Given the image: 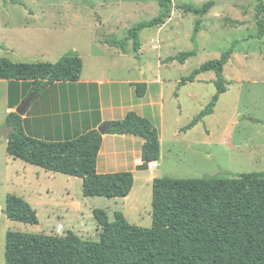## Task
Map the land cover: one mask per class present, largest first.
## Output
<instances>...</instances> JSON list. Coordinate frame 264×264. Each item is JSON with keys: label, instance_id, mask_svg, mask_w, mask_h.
<instances>
[{"label": "rangeland", "instance_id": "374dc122", "mask_svg": "<svg viewBox=\"0 0 264 264\" xmlns=\"http://www.w3.org/2000/svg\"><path fill=\"white\" fill-rule=\"evenodd\" d=\"M5 1L0 0V58L14 63L54 64L74 52V48L84 56L100 53L98 42L128 39L134 27L161 14L157 0H7L12 4L9 9ZM172 1L175 10L166 21L165 30L159 32L156 27L141 30L139 45L134 39L125 43L131 56L119 62L112 59L121 69L132 67L137 80L149 78L140 71L144 65H151L157 75L159 58L164 62L170 56L195 50L193 37L198 21L201 22L197 56L184 66L167 64L162 71L167 79L163 88L165 101H182L183 113L178 104L168 111L163 131V160L155 176L177 180L232 179L264 173V38H258V22L264 21V14L258 15L259 0H217L203 18L189 7L201 9L210 0ZM154 42L161 47L154 48ZM235 43L237 46L233 48ZM231 49L234 55L224 71L227 93L221 96L215 114L191 131L183 132L216 95V75L205 73L195 83L181 88L180 82ZM79 89L63 88L65 92ZM23 91L27 88L0 81V127L5 126L2 122L10 101H15ZM6 140L0 139V264H5L9 231L58 236L73 232L84 240L100 242L99 227L91 211L94 208L106 211L110 222L115 221L114 212L119 211L123 215L126 212V219L132 225L152 227L153 185L145 180L152 177L149 173L137 174L140 205L136 211H128L123 201L86 200L80 179L70 180L68 176L13 159L8 155ZM10 194L31 197L41 226L7 218L3 210ZM79 203L81 214L76 207Z\"/></svg>", "mask_w": 264, "mask_h": 264}, {"label": "trees", "instance_id": "16d2710c", "mask_svg": "<svg viewBox=\"0 0 264 264\" xmlns=\"http://www.w3.org/2000/svg\"><path fill=\"white\" fill-rule=\"evenodd\" d=\"M157 1L161 8L158 18L134 27L128 39L108 44L125 50L128 40L134 39L139 45L141 30L164 26L172 17L175 6L172 0ZM216 1L210 0L201 9L189 8L203 18L216 6ZM262 14L264 1L259 0L258 15ZM258 24V38L262 39L264 21ZM200 27L198 21L193 37L195 50L172 56L166 64L185 65L197 56ZM236 46L237 43L233 48ZM233 55L234 49H231L220 59L203 64L180 83L182 86L193 83L208 72L216 75V95L184 132L214 114L221 96L227 93L224 71ZM82 72L83 60L77 52L67 54L56 64L14 63L0 58V81L27 88L21 97L18 95L20 98L10 101L11 109H18L36 91L34 102L56 83L78 82ZM146 90L145 84L137 85L139 97H143ZM112 125L117 128L108 133L133 135L145 140V162L160 161V134L149 120L131 113L125 120ZM5 126L15 129L7 138L10 157L47 172L82 180L85 198L125 199L132 193L133 173H98V157L103 144V135L99 131L67 141L39 140L25 132L24 118L16 112L8 116ZM152 210L151 228L132 225L120 212L115 213V221L110 222L106 211L95 210L93 215L99 227L100 242L84 240L73 232L58 236L9 231L5 264H264V173L243 174L232 179L156 178ZM3 212L10 221L40 225L37 211L19 196L8 195Z\"/></svg>", "mask_w": 264, "mask_h": 264}, {"label": "crops", "instance_id": "0c3cea01", "mask_svg": "<svg viewBox=\"0 0 264 264\" xmlns=\"http://www.w3.org/2000/svg\"><path fill=\"white\" fill-rule=\"evenodd\" d=\"M5 6L9 9L12 7V4H8L6 0ZM30 14L34 16L32 12ZM165 27L166 24L160 27L159 32L165 30ZM98 43V48L99 50L101 49L100 53L90 52L86 56L80 54L78 48H74L73 51L77 52L83 60V72L80 80L78 82L56 83L44 90L39 98L32 103L28 112L23 117L25 132L30 137L39 140L50 142L67 141L91 131H99L105 124L112 125L113 123L123 121L129 114L135 113L149 120L159 131L162 153L160 161L157 162L158 169L163 160V131L165 130L168 111L174 107V104H178L181 115L183 113V108L180 104L182 101H165L163 91L167 79L162 71L167 67L165 61L172 56L168 57L164 62H161V58H159L160 66L157 70V75H154L152 72L151 68L153 67L151 65H148V67L145 65L142 66L140 68L142 75H149V78L137 80L133 74L134 70L132 67H124L121 69L120 65L114 63L115 60L119 62L120 59L131 56V53L126 48L124 50L120 46L112 47L108 43ZM118 47L122 50H119ZM160 47L161 45H158L157 48ZM114 76L118 78H114ZM8 84L11 83L8 82ZM140 84L147 86L146 93L143 97H139L137 94V85ZM186 85L182 86L179 84V87H185ZM70 86H76L80 89L78 92H65L63 90V88ZM19 96L21 97L22 93ZM16 110L8 106L6 118L2 123H6L8 115L16 112ZM6 143L8 148V140H6ZM144 145L145 140L143 138L133 135L120 136L113 133L103 135V144L98 157V173L108 175L131 172L134 174L135 184L130 196L125 199H110L113 202L123 201L128 211H136L140 205V202H138L140 194L137 186V174L149 173L152 177L148 176L145 180L152 183V185L154 180L158 178L155 176L157 169L152 175L146 168L137 166V162L143 160ZM23 199L27 200L33 206L38 213V217H40L36 206L30 202L31 197L26 196ZM85 199L91 200L94 198ZM114 204L115 206L119 205L118 203ZM76 207L79 209L77 212L81 214L80 203L76 204ZM95 210L97 209L94 208L91 211L94 212ZM124 216L127 218L126 212ZM39 226H41V221ZM64 235L66 234L64 233Z\"/></svg>", "mask_w": 264, "mask_h": 264}, {"label": "water", "instance_id": "95a60500", "mask_svg": "<svg viewBox=\"0 0 264 264\" xmlns=\"http://www.w3.org/2000/svg\"><path fill=\"white\" fill-rule=\"evenodd\" d=\"M38 91H36L33 95H31L26 101H24L21 106L16 110V113L24 117L26 115L27 110L31 107L32 103L34 102L35 97L37 96ZM117 128L116 126H113L111 124H105L99 129V133L101 135H106L111 130ZM14 127L13 126H4L0 127V139L2 138H8L10 135L14 133Z\"/></svg>", "mask_w": 264, "mask_h": 264}, {"label": "built area", "instance_id": "2783aa9c", "mask_svg": "<svg viewBox=\"0 0 264 264\" xmlns=\"http://www.w3.org/2000/svg\"><path fill=\"white\" fill-rule=\"evenodd\" d=\"M158 43L154 42V47L157 48L158 47ZM137 166L141 167V168H146L148 172H150L152 175L154 174V172L157 169V163L156 162H145L144 160H139L137 162Z\"/></svg>", "mask_w": 264, "mask_h": 264}]
</instances>
